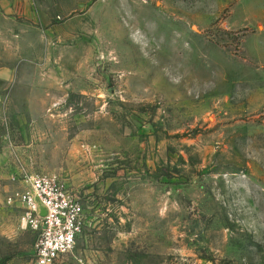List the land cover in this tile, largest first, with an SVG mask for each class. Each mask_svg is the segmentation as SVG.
Returning <instances> with one entry per match:
<instances>
[{
	"label": "rangeland",
	"instance_id": "rangeland-1",
	"mask_svg": "<svg viewBox=\"0 0 264 264\" xmlns=\"http://www.w3.org/2000/svg\"><path fill=\"white\" fill-rule=\"evenodd\" d=\"M41 174L82 210L56 264H264V0H0V264Z\"/></svg>",
	"mask_w": 264,
	"mask_h": 264
},
{
	"label": "built area",
	"instance_id": "built-area-1",
	"mask_svg": "<svg viewBox=\"0 0 264 264\" xmlns=\"http://www.w3.org/2000/svg\"><path fill=\"white\" fill-rule=\"evenodd\" d=\"M24 182V189L9 201L24 207V223L38 233L36 263L56 264L77 245L82 229L80 203L59 175L41 174Z\"/></svg>",
	"mask_w": 264,
	"mask_h": 264
}]
</instances>
